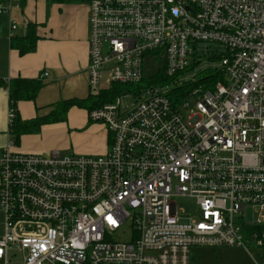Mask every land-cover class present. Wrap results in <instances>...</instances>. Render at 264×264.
Listing matches in <instances>:
<instances>
[{"label": "built area", "instance_id": "built-area-1", "mask_svg": "<svg viewBox=\"0 0 264 264\" xmlns=\"http://www.w3.org/2000/svg\"><path fill=\"white\" fill-rule=\"evenodd\" d=\"M89 12L92 95L140 83L149 57L167 79L89 111L110 134L104 154L0 148V264H190L196 246L264 248V0H90Z\"/></svg>", "mask_w": 264, "mask_h": 264}, {"label": "crops", "instance_id": "crops-1", "mask_svg": "<svg viewBox=\"0 0 264 264\" xmlns=\"http://www.w3.org/2000/svg\"><path fill=\"white\" fill-rule=\"evenodd\" d=\"M12 1L20 6L12 8L11 13L0 12V148L14 142L16 150L26 153L64 149L77 154H104L109 148L110 138L105 146L96 147L100 134L91 135L95 141L90 142L89 138L87 142L79 139L81 135L76 137L75 128L85 125L90 130L95 124L89 119V110L81 106H72L64 119L46 123L37 132L16 137L10 131L8 84L11 79L34 78L42 82L35 99L18 102L16 114L22 121L44 117L65 100L85 99L91 94L88 74L89 4L84 0ZM12 21L18 27L10 38ZM30 27L38 37L36 46L22 54L16 44ZM45 72L49 75L44 77ZM61 123L69 129L68 134L66 131L68 141L53 149L44 147L45 137L52 131L45 128ZM102 124L108 132L106 125Z\"/></svg>", "mask_w": 264, "mask_h": 264}, {"label": "rangeland", "instance_id": "rangeland-1", "mask_svg": "<svg viewBox=\"0 0 264 264\" xmlns=\"http://www.w3.org/2000/svg\"><path fill=\"white\" fill-rule=\"evenodd\" d=\"M86 4H89L90 0H84ZM161 61V60H159ZM162 64L161 62H152L151 57L148 58L147 68L145 69V78L140 83L134 85H129L127 88L129 90H134L138 88H143L148 86L149 84L159 83L162 78H158L156 74H159L161 71ZM205 73H200L197 75V80L202 78ZM107 76L103 77V81L106 80ZM170 84L172 81H170ZM211 84H207L208 86L213 85L214 83L209 82ZM180 84H172L169 87L170 96H174L176 94L175 88H177ZM131 101L130 99H128ZM83 108V107H81ZM85 109V108H84ZM91 121V120H90ZM94 122V126L92 129L88 130L84 125L81 128H75L76 137H81L79 139L86 141L88 138V142L93 141L91 135L100 134L98 138L96 147H103L107 144L108 139L110 138L109 133L106 131L105 126L102 122L92 121ZM53 123V122H49ZM56 123V122H55ZM65 124H57L54 126L46 127L45 130H52L49 135L45 137L44 147L56 148L63 145L68 141V132L69 129L65 128ZM68 127V126H67ZM67 131V134H66ZM73 131V129H70ZM92 131V132H91ZM91 132V133H90ZM81 135V136H77ZM89 135V136H87ZM78 139V138H77ZM95 141V140H94ZM87 142V141H86ZM64 150V149H63ZM62 150V151H63ZM47 152H41L47 154ZM51 152V151H50ZM64 152H72L70 150H65ZM35 153V152H33ZM90 155H97L96 153H90ZM177 206L182 210H185L186 216L196 217L198 215V206L197 201L193 197L187 196H177L175 198ZM187 218V217H186ZM6 220V215L3 210L0 209V236L4 232V224ZM186 220V219H185ZM264 264V248L255 249V248H246L239 246H196L191 248V263L190 264ZM9 264H21L19 256H13L11 258V262Z\"/></svg>", "mask_w": 264, "mask_h": 264}, {"label": "trees", "instance_id": "trees-1", "mask_svg": "<svg viewBox=\"0 0 264 264\" xmlns=\"http://www.w3.org/2000/svg\"><path fill=\"white\" fill-rule=\"evenodd\" d=\"M33 26V25H30ZM37 35L32 27L28 33L22 37L21 41L16 44L19 52L25 54L33 50L36 46ZM158 78L167 79L164 76V72L160 71L156 75ZM209 84V82H216L219 80V74L211 73L204 77L203 81ZM1 83V82H0ZM211 84V83H210ZM9 96H10V108H13L16 113V106L21 100H33L37 96L38 92L42 87V82L38 79H27V78H14L9 82ZM129 85H113L109 90L101 92L99 95H92L85 99H69L65 100L55 106V108L44 117L30 119L22 121L20 118H17V114L14 120L10 123V131L14 132L16 137H20L22 134L37 132L40 130L41 126L49 123L55 122L59 119H64L68 113V110L72 106H81L87 108L89 111L99 106L100 104L112 100L117 94H119L123 89H126Z\"/></svg>", "mask_w": 264, "mask_h": 264}]
</instances>
